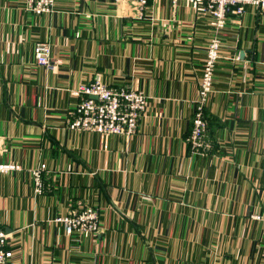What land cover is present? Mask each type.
<instances>
[{
	"label": "crops",
	"instance_id": "obj_1",
	"mask_svg": "<svg viewBox=\"0 0 264 264\" xmlns=\"http://www.w3.org/2000/svg\"><path fill=\"white\" fill-rule=\"evenodd\" d=\"M211 19L182 0H55L41 14L0 0V163L21 165L0 171L3 264H264V6ZM214 33L203 154L186 135ZM43 40L52 66L35 61ZM96 76L146 94L133 134L68 127ZM78 202L99 211L89 236L54 220Z\"/></svg>",
	"mask_w": 264,
	"mask_h": 264
},
{
	"label": "built area",
	"instance_id": "obj_2",
	"mask_svg": "<svg viewBox=\"0 0 264 264\" xmlns=\"http://www.w3.org/2000/svg\"><path fill=\"white\" fill-rule=\"evenodd\" d=\"M176 2L178 0H171ZM189 4L197 15L208 14L215 30L224 26L228 15L241 16L247 3L264 6V0H182ZM140 10L147 0H136ZM55 0H25V9L34 14L50 13L54 10ZM219 39L214 33L206 46V56L202 65V72L197 96L194 100L191 128L186 137L191 150L206 154L211 149L210 140L205 132L207 122L204 118L210 94L212 92L213 72L215 61L219 55ZM34 58L38 64L52 66L50 60V43L36 42L33 48ZM82 98L74 109L67 113V125L73 130L94 131L100 134L102 140L108 136L131 135L143 116L147 97L142 89L136 86H111L101 81L98 76L93 80L80 83L77 87ZM95 95L96 98L90 97ZM17 163H0V171L20 169ZM46 168L45 163L31 169L34 181V191L42 193L45 190L40 170ZM256 218H263L264 213L255 214ZM63 224L67 234L73 231L89 236L98 231L100 226L99 211L96 207L84 203H76L66 213L54 219ZM7 233L0 227V264L5 263L12 256V250L7 244Z\"/></svg>",
	"mask_w": 264,
	"mask_h": 264
},
{
	"label": "trees",
	"instance_id": "obj_3",
	"mask_svg": "<svg viewBox=\"0 0 264 264\" xmlns=\"http://www.w3.org/2000/svg\"><path fill=\"white\" fill-rule=\"evenodd\" d=\"M204 118H205V109H204ZM207 130H208V124H207L206 132H205L206 136L208 137ZM188 134H189V133L187 132V135H188ZM187 135H186V136H187ZM208 139H209V138H208ZM209 140H210V139H209ZM188 147H190L189 144H188ZM212 148H213V147H212ZM212 148L208 150V153L213 151Z\"/></svg>",
	"mask_w": 264,
	"mask_h": 264
},
{
	"label": "rangeland",
	"instance_id": "obj_4",
	"mask_svg": "<svg viewBox=\"0 0 264 264\" xmlns=\"http://www.w3.org/2000/svg\"><path fill=\"white\" fill-rule=\"evenodd\" d=\"M137 5H138V3H137ZM138 8H139V6H138ZM144 8H145V6L143 7V9H144ZM139 10H140V8H139ZM93 79H94V78H93ZM93 79H92V80H93ZM131 87H132V86H131ZM143 92H144V91H143ZM145 95H146V94H145Z\"/></svg>",
	"mask_w": 264,
	"mask_h": 264
},
{
	"label": "water",
	"instance_id": "obj_5",
	"mask_svg": "<svg viewBox=\"0 0 264 264\" xmlns=\"http://www.w3.org/2000/svg\"><path fill=\"white\" fill-rule=\"evenodd\" d=\"M90 97H92V98H96V96H95V95H91Z\"/></svg>",
	"mask_w": 264,
	"mask_h": 264
}]
</instances>
